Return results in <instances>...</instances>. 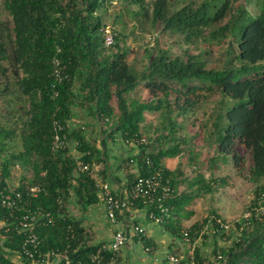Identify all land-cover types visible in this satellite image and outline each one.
<instances>
[{
	"label": "trees",
	"instance_id": "16d2710c",
	"mask_svg": "<svg viewBox=\"0 0 264 264\" xmlns=\"http://www.w3.org/2000/svg\"><path fill=\"white\" fill-rule=\"evenodd\" d=\"M131 1L140 2L143 14L152 23L161 22L164 30L178 33L187 43H224L223 59L208 66L203 58L209 52L206 49L187 53L185 57L158 50L145 69L137 72L120 49L117 33L110 50L103 45L100 0L3 1L11 17L13 38L9 53L3 38L7 36L6 23L0 21V59L10 61L15 84L25 100L20 105L24 117L19 133L20 149L7 150L5 139L16 136V130L0 123V150L5 151L0 156V177L9 182L12 167L18 162L24 168L30 166L31 176L22 174L13 186L22 194L26 208L41 210L51 218H42L35 225L39 251L67 250L80 264H91L89 256L100 252L103 243L93 244L79 216L69 209V204L74 203L85 211L88 205L101 200L97 181L88 172L77 171L76 161L82 160L90 168L95 162L106 163L109 143L115 145L120 141L128 146L132 138H146L145 143L129 146L121 160L120 164L136 168L134 173L127 174L126 189L131 188L137 176L159 172L160 180L168 182L173 190L164 201L168 212L160 214V223L181 239L185 230L189 231L191 241L199 235L209 216L183 230L181 217L193 214L185 206L194 194L212 191L215 178L206 179L201 173L187 178L180 163L169 169L164 160L183 151L184 140L176 135L181 127L177 116L197 107L208 94L218 93L216 108L211 112V126L206 121L201 128L210 132L215 159L227 161L231 157L239 166L242 156L237 146L248 150L252 164L247 178L255 184L254 207H258L259 200L264 206V185L260 183L264 179V0H151L150 9L144 7L143 0ZM54 56L59 58L66 76L56 85ZM3 67L0 66L4 71ZM140 84L147 96L131 97L129 93ZM74 106L85 109L107 126L99 130L103 134L102 149L96 147V137L91 142L82 128L69 127ZM146 112L156 115L153 131H149L150 122L146 123ZM54 118L66 123L65 134L69 142L75 141L78 157L71 155L70 145L51 149ZM104 169L106 177L107 166ZM182 182L185 186L178 194L177 187ZM35 186L38 188L35 195L28 193ZM134 205L137 209L146 208L147 218L154 209L140 200ZM154 213L159 214L157 209ZM1 221L0 264H15L11 253L20 248L23 235L18 233L16 218L0 206ZM236 226V231L225 236L227 241L222 246L215 244L212 248L213 264H264V211L250 213ZM213 227L214 233L225 232L217 225ZM142 239L143 245L148 246L145 235ZM193 256L195 264H204L198 246L194 247Z\"/></svg>",
	"mask_w": 264,
	"mask_h": 264
},
{
	"label": "rangeland",
	"instance_id": "374dc122",
	"mask_svg": "<svg viewBox=\"0 0 264 264\" xmlns=\"http://www.w3.org/2000/svg\"><path fill=\"white\" fill-rule=\"evenodd\" d=\"M3 1L0 0V21L4 24L6 23L7 36L4 35L3 38L7 51L11 53L13 38L12 21L3 6ZM150 1H142L145 8L150 9ZM98 11L102 13L104 26H112L116 30L117 36H119V47L125 51L126 60L137 72L145 69L150 57L154 56L158 50H166L170 56L179 55L185 57L187 53L196 54L200 50L206 49L209 52L204 54L203 51V58L207 60L208 66L217 65L223 59L222 49L224 48V43H217L215 41L187 43L178 33L164 30L161 22L152 23L151 18L143 14L144 8L141 7L140 2H133L131 0H113L111 2L109 0H100V9ZM106 49L110 50L109 47H106ZM0 66H4L3 68H5L4 71L0 68V123H6L11 128H15L17 134L5 139L6 147H8L6 149L11 152L21 148L19 133L24 117L22 116L23 110L20 109V105L24 103L25 99L19 93L18 87L15 84L16 77L10 61L5 58L0 59ZM75 86L77 89V85ZM131 95L132 97L142 99L146 94L140 84L132 91ZM217 97L218 93L208 94V98L197 107L185 115L177 116L176 120L181 122V127L178 129L176 135L179 139L184 140L181 141L183 151L178 156L173 157V161L170 163L171 166L176 165L177 162L181 163L182 172L187 178H192L196 173L203 174L206 179L210 177L215 178V181L211 183L212 191L195 192L194 198L185 206V209L193 212V214L190 217H181L184 224L182 229H187L192 222H201L205 217L214 214H218L228 223V229L225 232L218 231L214 233V227L212 226V228L200 234L191 242H187L182 238L185 245L179 246L183 249H174L173 251L181 254L184 260H186L190 255L191 246H198L202 257L205 259L204 264L212 262L214 258L212 248L214 245L222 246L226 240L225 236L230 231L237 230L236 223L243 222V219L256 209L254 207L256 202L255 184L247 178L252 164L249 151L241 145L237 146V152L242 156L239 166L234 164V160L231 157H228L227 161L221 158L215 159L216 152L214 145H210V132L206 128H201L202 122L206 121L208 122V127L211 126V112L216 108L215 101ZM115 103L114 101V105ZM149 122L151 125L149 127L151 130L149 131H153L156 124L155 113L146 112V123ZM85 133L89 135L90 130H86ZM93 133H97L95 137L98 138L95 143L100 150L102 149L100 142L102 134L100 131ZM142 134L146 137L148 136L145 130L142 131ZM93 139H95L94 135L91 140ZM108 145V156L120 149L122 150V142L120 141L115 145L112 144L113 147H110L111 143ZM129 146H125V150H128ZM69 149L73 157L79 156L75 146H70ZM3 154H5L4 149L0 150V156ZM101 165L99 163V168H101ZM22 174L30 177L31 168L29 165H26L24 168L18 162L12 167L9 179L10 185H17ZM260 183L264 185V179ZM184 186L185 183L182 182L177 187L178 194L184 189ZM189 192H192V190H189ZM69 209L76 217L82 213L80 207L74 203L69 204ZM143 211L146 212L145 209ZM140 226L142 228L145 227V223L141 222ZM176 239V241L181 242L179 237H176ZM136 247L135 252H138L140 247L139 245H136Z\"/></svg>",
	"mask_w": 264,
	"mask_h": 264
},
{
	"label": "built area",
	"instance_id": "2783aa9c",
	"mask_svg": "<svg viewBox=\"0 0 264 264\" xmlns=\"http://www.w3.org/2000/svg\"><path fill=\"white\" fill-rule=\"evenodd\" d=\"M110 2L113 0H109ZM101 35L103 45L110 47L114 43V37L116 30L112 26H101ZM59 51V49H57ZM54 65L53 77L54 84H58L65 76L63 74V66L60 63L58 57L54 56L52 59ZM58 91L54 90V95H57ZM66 123H62L60 120L54 118L52 120L53 138L51 141V149L59 150L69 146V141L65 134ZM146 138L141 137L132 138L129 141V145L132 146L136 143H145ZM146 163L149 165V159H146ZM76 170L85 171L93 175L94 168H90V165L82 160L76 161ZM96 186L98 188L99 196L105 206V212L108 221L111 224H117L118 217L125 208L137 209L134 203L140 200L143 204L152 206L157 209L159 214L154 213V209L148 210V218L153 222L160 223L161 215L168 212V207L164 204L168 198L171 197L173 190L170 188L168 182H162L160 180L159 172H153L146 176H137L130 189H126L125 192L114 194L110 185L105 181H97ZM37 186L30 187L28 193L35 195ZM27 193V194H28ZM22 194L15 190L14 186H11L9 182H4L0 177V206L8 209L9 216L16 218L18 233L23 235V242L20 248L12 251L11 260L15 264H80L79 259L73 260L68 254L67 250L63 253L56 251L40 252L39 251V239L35 233V225L42 218H48L51 220L48 213L43 214L41 210L26 208L22 203ZM257 214L264 211V206L259 200V205L255 209ZM2 223V221H1ZM217 225V228L223 230L228 229V223L221 218L210 215L206 222L202 225L198 234H203L212 226ZM214 231L216 228L213 229ZM197 232V231H196ZM145 235V230L139 224L132 223L127 226L124 224L114 230L112 238L109 243L102 246V250L89 256L91 264H116L118 256L122 247L131 246L133 244V237H137V241L141 243L143 249L147 252H151L152 248L143 245L142 236ZM198 235V236H199ZM183 239L187 242H191L189 237V231H183ZM191 246L189 257L184 260L181 254L175 252L168 253L163 258V264H195L193 249Z\"/></svg>",
	"mask_w": 264,
	"mask_h": 264
},
{
	"label": "crops",
	"instance_id": "0c3cea01",
	"mask_svg": "<svg viewBox=\"0 0 264 264\" xmlns=\"http://www.w3.org/2000/svg\"><path fill=\"white\" fill-rule=\"evenodd\" d=\"M138 86H136L134 90ZM132 91L129 93L131 97ZM144 91L146 95L142 98H145L147 96V91L145 89ZM68 125L70 128H82L85 138L90 140L91 142V138H93V135L95 137V135L97 134H94L93 132L99 131L100 128H107L106 125L98 123V121H96L94 117H92L88 112H86L85 109H82L79 106H74L73 114L68 120ZM88 129L90 130L89 135L85 133V131ZM102 137L103 134L100 139H102ZM97 138L98 137H96V140ZM69 145L75 146V141L70 140ZM110 147L113 146L110 145ZM109 155V160L106 163H104L103 161L94 163L93 177L95 181L107 182L114 192H125L127 187V174L129 172L134 173L136 171V168H134L133 166H125L123 164H120L121 160L127 155V151L125 150V146L123 145L122 150L120 149ZM171 161H173V157L166 158L164 160V164L167 168L174 169L178 165V162L176 163V165L171 166ZM99 163L102 164L101 168H99ZM180 165L182 166L181 163ZM106 166L107 172L106 177H104V167L106 168ZM143 209L146 210V208L142 207L135 210H125L120 213L117 224H111L107 219L105 206L102 200H98L93 204L88 205L87 209L80 213L79 219L81 220V225L84 228L85 233H87L91 237L92 243L97 244L102 242L103 245L110 242L113 232L116 228L121 227L124 224L129 226L132 223L139 225L141 222L145 223V227H143L145 230V237L148 239V246H152V251H144L141 243H139L135 238L132 241L133 244L131 246H125L121 248L116 264H163V258L165 254H167L168 252H173L174 249L182 250L183 248H181V246L179 245H185V243L181 238V242L176 241V236L173 235L161 223H156L149 220V218H147L146 216V212H144ZM181 226H184L182 220ZM136 245H139L140 247V250L138 252H135L137 249Z\"/></svg>",
	"mask_w": 264,
	"mask_h": 264
}]
</instances>
